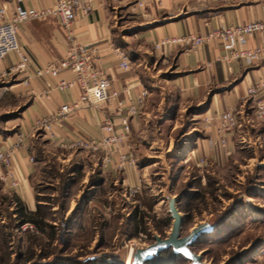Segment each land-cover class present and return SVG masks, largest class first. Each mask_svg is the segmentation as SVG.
<instances>
[{
	"label": "rangeland",
	"instance_id": "1",
	"mask_svg": "<svg viewBox=\"0 0 264 264\" xmlns=\"http://www.w3.org/2000/svg\"><path fill=\"white\" fill-rule=\"evenodd\" d=\"M168 74L160 78H171ZM18 83L14 76L0 77L3 137L19 132L27 105L19 87H11ZM157 86L164 89L153 90L132 133L140 174L133 191L121 175L105 172L98 152L56 149L44 131L37 133L33 152L39 164L33 185L47 227L39 230L28 223L34 228L25 230L17 195L0 184V264H128L132 249L146 248L154 235L169 236V197L177 198L182 236L199 224L214 227L192 247L205 262L264 264V125L252 105H246L248 116L238 117L231 157L222 165L202 166L190 155L209 123L196 120L197 111L175 87L164 80ZM130 177L136 184L131 170ZM165 261L189 264L178 257Z\"/></svg>",
	"mask_w": 264,
	"mask_h": 264
},
{
	"label": "crops",
	"instance_id": "2",
	"mask_svg": "<svg viewBox=\"0 0 264 264\" xmlns=\"http://www.w3.org/2000/svg\"><path fill=\"white\" fill-rule=\"evenodd\" d=\"M58 1L31 0L26 6L37 10L49 9ZM136 1L92 0L93 11L88 15L80 13L69 27L79 42L98 50L96 64L109 79L111 90L118 92V97L101 108L81 105L64 119L63 124L51 123L50 131L39 127L38 122L51 119L62 105L78 102L82 95L77 87L64 90L51 88L47 78L36 75V70L66 56L68 31L53 15L28 20L19 26L18 33L21 46L31 58L27 71L9 74L18 63L16 54L0 61V77L11 79L14 76L19 83L11 87H19L16 89L20 96L27 100L18 125L19 132L14 137L0 135V153L11 147L19 135L24 138L23 146L13 156L12 164L6 171L19 181L16 191L8 190L16 194L29 211L36 212L41 204L33 185L39 164L34 158L33 141L41 130L56 149H65L81 139L89 140L99 135L101 124L107 119L115 123L120 133L123 131L121 118L127 114L128 107L144 90L149 92L147 106L153 90L164 89L157 86L164 80L197 111L196 120L209 123L203 130V137L193 144L190 158L202 166L222 165L235 151L238 135L234 131L227 138V146L222 145L219 136L221 114L232 111L237 117L245 113L248 116L247 103L255 112L256 104L249 97L248 90L264 81V61L249 64L243 60H225L226 53L218 43L199 48L173 45L160 52L156 51L155 45L165 39L203 36L219 29L264 21V0H233L227 4L220 0H161V3L155 0L143 11L137 9ZM4 3L5 0H0V8ZM9 6L14 8L13 3ZM263 44L264 32L247 38L248 48H258ZM116 49L128 53L132 61L131 70L120 67ZM166 74L171 78H160ZM70 78L69 72H62L57 81ZM49 83L52 84L51 81ZM261 98L264 102V94ZM120 103L123 104L122 112H118ZM144 110L129 118V142L133 149L128 154L135 159L132 133L139 126ZM125 146L126 143L118 148L124 149ZM99 155L104 157L103 153ZM116 161L115 155L104 166L105 172L114 178L121 175L124 185L129 189L135 188L140 182L138 164L136 168L119 170ZM130 170L135 173L136 184L130 177Z\"/></svg>",
	"mask_w": 264,
	"mask_h": 264
},
{
	"label": "built area",
	"instance_id": "3",
	"mask_svg": "<svg viewBox=\"0 0 264 264\" xmlns=\"http://www.w3.org/2000/svg\"><path fill=\"white\" fill-rule=\"evenodd\" d=\"M31 0H5L0 8V61L4 60L11 54H16L18 63L13 66L9 74L26 72L31 63V58L23 49L19 42V26L33 19H45L53 15L59 19L63 27L68 31V50L66 56L56 62L46 64L44 67L36 70V75L41 78H47L48 85L58 90L73 89L75 87L81 90V98L78 102L62 105L58 113L49 120L39 121L38 126L46 131L51 130V123L63 124L64 119L78 109L81 105L101 108L104 104L109 103L116 97L118 92L111 90V83L106 74L96 64L98 50L79 42L69 27L81 13L88 15L93 11L92 0H59L49 9L37 10L29 8L26 3ZM155 0H137L136 7L143 11L150 2ZM161 3V0H156ZM222 3H230L233 0H220ZM13 3L14 8L9 4ZM264 32V21L253 22L244 26H233L229 29H219L203 36H184L173 39H165L158 42L155 47L160 52L165 47L173 45H190L192 48H199L205 44L218 43L225 51V60L245 61L249 64L264 61V44L258 48H248L247 38L254 37ZM119 60L120 67L124 70H131L132 61L128 53L121 50H115ZM62 72H69L72 76L70 79L57 78ZM6 75H4L5 77ZM52 82V84L49 83ZM264 81L254 85L248 90L249 97L255 101V115L258 121L264 123ZM149 96L148 90H144L137 97L136 102L128 107V112L121 118L123 131L118 133L115 123L107 119L101 124L99 135L91 137L89 140L81 139L71 145V148L92 149L96 152L103 153V164H109L115 155L117 156L116 166L119 170L127 168H136L137 160L128 153L132 151L129 142L131 127L129 118L135 117L144 110ZM123 104L120 103L118 112H122ZM240 127L239 119L235 112L227 111L220 116L219 136L223 146H227V138ZM24 138L19 135L15 143L6 151L0 153V183L4 188L16 191L19 187V181L16 177L6 171L12 164L13 156L21 149ZM124 149H119L125 144ZM119 147V148H118ZM229 153L228 155H230ZM34 161V159H31ZM137 189V188H135ZM131 191L133 189L130 188ZM136 191V190H135ZM25 230L29 226L25 225ZM135 251L132 249L130 258ZM130 260V259H129ZM129 260L127 263H129Z\"/></svg>",
	"mask_w": 264,
	"mask_h": 264
},
{
	"label": "water",
	"instance_id": "4",
	"mask_svg": "<svg viewBox=\"0 0 264 264\" xmlns=\"http://www.w3.org/2000/svg\"><path fill=\"white\" fill-rule=\"evenodd\" d=\"M169 215L173 219L171 232L165 239L158 235L153 236V243L146 248L137 249L132 256V264H152L153 260L162 253L172 251L175 257L182 258L189 264H209L203 256L193 251V246L204 235L214 231L209 224H199L190 234L182 236L183 217L177 208V198H168Z\"/></svg>",
	"mask_w": 264,
	"mask_h": 264
},
{
	"label": "trees",
	"instance_id": "5",
	"mask_svg": "<svg viewBox=\"0 0 264 264\" xmlns=\"http://www.w3.org/2000/svg\"><path fill=\"white\" fill-rule=\"evenodd\" d=\"M16 201H17V204L19 205V207L17 209L18 216H20L22 218L21 223L23 225L28 224V223H33L36 226V228H38L39 230H43L45 227H47V224H45V222H44L46 215H43L44 217L42 216V208L43 207L41 206V204H39L36 212H31L28 210V208L25 205H23L21 203V201L18 198L16 199ZM140 221L142 222V225H145L144 218H143V220H140ZM164 253H162L159 257L155 258L153 260L152 264H165V262H166L165 260L167 259V257H169V256L172 258L175 257L172 254L171 250L166 252V253L170 254L168 256L166 254L163 255Z\"/></svg>",
	"mask_w": 264,
	"mask_h": 264
},
{
	"label": "bare ground",
	"instance_id": "6",
	"mask_svg": "<svg viewBox=\"0 0 264 264\" xmlns=\"http://www.w3.org/2000/svg\"><path fill=\"white\" fill-rule=\"evenodd\" d=\"M131 261H132V257L130 258V260H129V263H128V264H132V263H131Z\"/></svg>",
	"mask_w": 264,
	"mask_h": 264
}]
</instances>
